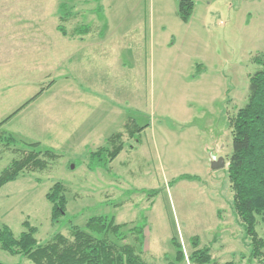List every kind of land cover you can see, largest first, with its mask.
Instances as JSON below:
<instances>
[{
	"label": "rangeland",
	"instance_id": "1",
	"mask_svg": "<svg viewBox=\"0 0 264 264\" xmlns=\"http://www.w3.org/2000/svg\"><path fill=\"white\" fill-rule=\"evenodd\" d=\"M66 1L67 29L87 25L89 34L57 29L61 0H0V134L17 141L0 142V174L32 143L56 153L45 170L0 189V227L20 235L29 220L45 243L105 215L146 225L148 264H191L196 242L210 249L209 264H262L233 209L227 168L230 117L247 102L253 57L264 51V0H194L188 23L179 0ZM130 119L142 132L125 133L107 169L90 168ZM221 157L225 167L213 169ZM58 181L67 208L55 223L46 194ZM258 231L264 238L262 218ZM0 261L33 264L1 246Z\"/></svg>",
	"mask_w": 264,
	"mask_h": 264
},
{
	"label": "trees",
	"instance_id": "2",
	"mask_svg": "<svg viewBox=\"0 0 264 264\" xmlns=\"http://www.w3.org/2000/svg\"><path fill=\"white\" fill-rule=\"evenodd\" d=\"M194 8V0H179L178 15L183 22L190 21ZM60 10L63 14L57 29L64 36L75 38L90 33L91 27L87 25L76 26L71 31L67 29L65 22L70 18L72 8L66 0H61ZM253 62L258 69L250 77L248 100L229 121L233 152L227 172L234 193L233 209L250 241L251 256L259 258L264 264V238L258 231L259 219L264 220V51L253 57ZM144 128L130 119L124 130L115 132L92 153L94 160L90 168L107 169L108 161H114L124 150L125 133L134 138ZM2 139H6L8 149L17 145L12 135L0 134V142ZM39 146L38 142L30 144L31 149L23 150L20 157L5 168L0 174V189L17 180L24 171H43L48 167V158L56 156V153L37 150ZM180 179L197 180L198 177L185 174ZM67 191L66 185L58 181L46 194L52 204V221L55 223L66 213ZM23 225L25 230L20 235H16L7 225L0 227V246L11 254L27 257L33 264H148L143 255L145 224L130 227L129 222L118 223L114 217L98 215L91 217L84 228L73 225L70 235L59 232L45 243L38 241V229L29 220H25ZM129 236L133 237L135 243L129 242ZM173 243L178 249L176 259L186 261L182 244L175 239ZM196 245L188 261L191 264H209L213 260L210 249L198 247L197 242ZM0 264L7 263L0 261Z\"/></svg>",
	"mask_w": 264,
	"mask_h": 264
},
{
	"label": "water",
	"instance_id": "3",
	"mask_svg": "<svg viewBox=\"0 0 264 264\" xmlns=\"http://www.w3.org/2000/svg\"><path fill=\"white\" fill-rule=\"evenodd\" d=\"M212 167H213V169H220V168L225 167L224 158L221 157L218 160L214 161Z\"/></svg>",
	"mask_w": 264,
	"mask_h": 264
}]
</instances>
